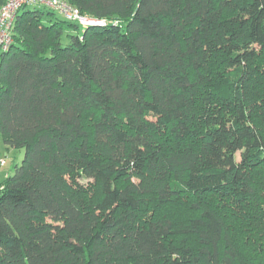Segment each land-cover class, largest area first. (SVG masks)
I'll return each instance as SVG.
<instances>
[{"label": "trees", "instance_id": "obj_1", "mask_svg": "<svg viewBox=\"0 0 264 264\" xmlns=\"http://www.w3.org/2000/svg\"><path fill=\"white\" fill-rule=\"evenodd\" d=\"M66 1L0 51V264H264V0Z\"/></svg>", "mask_w": 264, "mask_h": 264}, {"label": "built area", "instance_id": "obj_2", "mask_svg": "<svg viewBox=\"0 0 264 264\" xmlns=\"http://www.w3.org/2000/svg\"><path fill=\"white\" fill-rule=\"evenodd\" d=\"M44 5L60 14L66 21L77 23L82 27L104 26V20L84 17L66 0H6L0 7V51L7 52L12 44V29L19 11L27 7ZM3 163L0 162V165Z\"/></svg>", "mask_w": 264, "mask_h": 264}, {"label": "rangeland", "instance_id": "obj_3", "mask_svg": "<svg viewBox=\"0 0 264 264\" xmlns=\"http://www.w3.org/2000/svg\"><path fill=\"white\" fill-rule=\"evenodd\" d=\"M42 6L46 7L44 5H42ZM36 7L41 8V6H39V5ZM27 8L31 9L33 7H27ZM46 8H48V7H46ZM55 15L58 18L62 19V16L60 14L55 12ZM22 158H23V150L6 148L2 142L1 135H0V162L3 163L2 165H0V183L5 180L7 175H12L14 173L15 167L20 165ZM258 221H259V219L255 218V219H252L250 221V223H239L240 226H243V229H241V227H240L238 231H240L242 234H244L243 238H246L249 242L247 244L242 242L243 247L246 246V248H247L248 246L252 245L253 242L258 241L259 237L264 236L263 233H262L263 235L257 236V231L259 229H264L263 228L264 220L261 222H258ZM263 244H264V238L261 239L260 245H263Z\"/></svg>", "mask_w": 264, "mask_h": 264}]
</instances>
